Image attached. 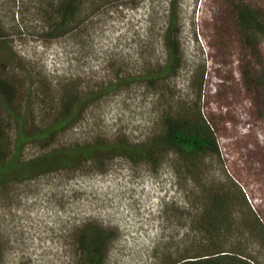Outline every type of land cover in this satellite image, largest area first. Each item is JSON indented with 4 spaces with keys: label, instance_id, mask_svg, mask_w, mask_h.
I'll use <instances>...</instances> for the list:
<instances>
[{
    "label": "rangeland",
    "instance_id": "obj_1",
    "mask_svg": "<svg viewBox=\"0 0 264 264\" xmlns=\"http://www.w3.org/2000/svg\"><path fill=\"white\" fill-rule=\"evenodd\" d=\"M54 1L0 0V77L13 76L26 86L28 72L37 95V86H50L53 101L42 103V109L56 107L68 84L91 92L117 77H143L163 64L171 0H83L76 13L83 22L52 37L46 16ZM173 6L183 54L177 75L157 86L145 79L122 83L90 102L58 143L97 136L145 140L158 131L164 111L198 102L190 80L203 69L200 107L208 119L219 120L222 161L206 158L202 175L223 181L227 174L249 195L255 189L250 202L264 210V189L253 175L264 170V113L248 97L234 94L240 88L238 67L250 60L239 62L243 44L234 13L225 0H175ZM8 49L12 59H5ZM37 150L30 144L25 152ZM175 159L166 152L152 165L117 154L102 167L86 164L16 184L0 195V264H74L72 234L86 221L115 232L104 264H163L176 252L199 248L203 235L189 218L195 211L188 198L192 186L183 180L176 184ZM168 198L172 203L161 215ZM257 251L264 264V248Z\"/></svg>",
    "mask_w": 264,
    "mask_h": 264
},
{
    "label": "trees",
    "instance_id": "obj_2",
    "mask_svg": "<svg viewBox=\"0 0 264 264\" xmlns=\"http://www.w3.org/2000/svg\"><path fill=\"white\" fill-rule=\"evenodd\" d=\"M83 0H56L47 12L49 36H62L83 21L76 17ZM94 1V0H92ZM106 2L109 0H97ZM234 13L242 57L246 67H238L240 88L234 94L248 97L264 113V0H225ZM169 11L163 40L166 58L157 69L134 78L117 77L100 89L79 91L74 84L63 87L56 98L57 105L43 104L53 101L50 86L40 83L39 95L34 92L36 82L26 73L28 81L0 77V195L9 192L16 184L57 170H74L93 165L105 166L117 154L131 160L142 159L156 165L166 152L176 159L171 166L176 184L189 181L195 211L189 215L190 224L203 235L204 244L190 251L176 252L163 264H259L257 250L264 248V210L251 203V196L243 185L226 175L223 181L209 180L203 176L202 161L213 158L222 161L218 140L219 120H211L201 110L200 100L204 70L196 71L190 80L197 92L198 102L179 106L176 111H164L159 129L141 142H131L125 137L105 139L97 136L91 140L71 144L58 143L59 136L74 126L87 105L101 95L133 79H145L157 86L167 77H175L182 65L179 39V16L173 6ZM99 5V4H98ZM2 36V35H1ZM2 42V41H1ZM11 50L5 59H12ZM38 82V81H37ZM43 103V104H42ZM36 104L40 109L35 116ZM39 106V105H38ZM30 144L38 146L34 155H26ZM264 170L256 169L255 182L264 189ZM261 177V178H260ZM259 189V187H258ZM172 200L164 202L162 212ZM75 245L74 264H104L115 232L95 221H86L72 234ZM1 259V252H0Z\"/></svg>",
    "mask_w": 264,
    "mask_h": 264
}]
</instances>
